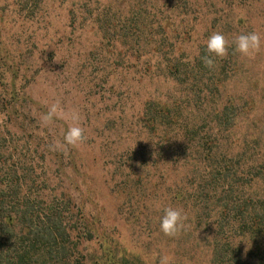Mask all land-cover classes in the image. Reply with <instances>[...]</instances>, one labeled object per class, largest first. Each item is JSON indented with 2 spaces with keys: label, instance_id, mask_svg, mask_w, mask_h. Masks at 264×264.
<instances>
[{
  "label": "rangeland",
  "instance_id": "obj_1",
  "mask_svg": "<svg viewBox=\"0 0 264 264\" xmlns=\"http://www.w3.org/2000/svg\"><path fill=\"white\" fill-rule=\"evenodd\" d=\"M45 2L0 0V105L11 108L0 127L35 164L27 167L36 174L32 192L53 197L73 189L76 208L83 207L99 236L80 245L87 264H159L164 255L170 264H211L205 233L188 218L187 233L169 238L160 231L169 196L165 167L141 166L136 148L145 147L138 135L144 99L166 93L154 92L146 74L166 53L196 55L213 32L229 41L252 31L264 38V0ZM161 24L177 34L158 45L170 30ZM172 42L184 48L173 52ZM241 59L250 89L263 90L257 101L264 105V47L254 59ZM55 101L80 113L87 139L78 148L49 149L68 128L63 119L40 126ZM128 179L133 182L124 184Z\"/></svg>",
  "mask_w": 264,
  "mask_h": 264
},
{
  "label": "trees",
  "instance_id": "obj_2",
  "mask_svg": "<svg viewBox=\"0 0 264 264\" xmlns=\"http://www.w3.org/2000/svg\"><path fill=\"white\" fill-rule=\"evenodd\" d=\"M167 26L156 44L177 34L173 25H160ZM172 44L173 52L184 48ZM206 54V43L190 58L166 53L146 74L153 91L166 94L144 99L138 163L156 172L165 167L167 205L182 208L187 223L203 229L211 264H264V105L257 101L263 90L250 89L234 45L211 70L201 60ZM176 88L179 95H171ZM10 110L0 105V117ZM28 166L35 164L0 127V264H87L80 245L99 236L83 207L76 208L73 189L53 197L32 192L37 181Z\"/></svg>",
  "mask_w": 264,
  "mask_h": 264
},
{
  "label": "clouds",
  "instance_id": "obj_3",
  "mask_svg": "<svg viewBox=\"0 0 264 264\" xmlns=\"http://www.w3.org/2000/svg\"><path fill=\"white\" fill-rule=\"evenodd\" d=\"M234 45V52L246 59H254L264 47V38L255 31L236 35L232 41L220 32H213L206 41V55L201 57L205 67L210 70L215 67L216 58L223 59L228 56L229 48ZM57 119H63L68 123L67 131L64 133L63 141H53L49 149L53 152L63 151L67 147L78 148L86 142L85 129L81 126V116L76 109H64L59 101L48 106L47 112L40 117V126L48 128ZM147 142V141H145ZM135 147V146H134ZM187 215L182 208H163V216L160 220V231L169 238L178 237L185 229ZM247 251V250H246ZM159 264H170V257L164 255Z\"/></svg>",
  "mask_w": 264,
  "mask_h": 264
}]
</instances>
